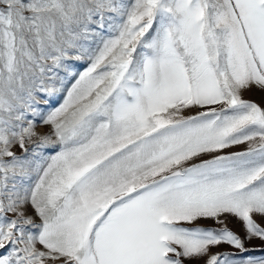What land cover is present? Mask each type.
<instances>
[{
	"label": "snow or ice",
	"instance_id": "1",
	"mask_svg": "<svg viewBox=\"0 0 264 264\" xmlns=\"http://www.w3.org/2000/svg\"><path fill=\"white\" fill-rule=\"evenodd\" d=\"M253 251L264 0H0V264Z\"/></svg>",
	"mask_w": 264,
	"mask_h": 264
},
{
	"label": "rangeland",
	"instance_id": "2",
	"mask_svg": "<svg viewBox=\"0 0 264 264\" xmlns=\"http://www.w3.org/2000/svg\"><path fill=\"white\" fill-rule=\"evenodd\" d=\"M260 96H261V94L258 91H256V90H253L251 92L245 93V97L246 98H251V99H254V100H257V101H259ZM228 225L234 231H236V232L240 233L241 235H243V228H242V225L240 224V222L238 220H236L235 218H230L229 221H228ZM260 244H261V241H259V240H252L250 242V246L251 245H260ZM219 250H222V249H214V251H219ZM250 254L254 255V256H261V255H264V252L253 251Z\"/></svg>",
	"mask_w": 264,
	"mask_h": 264
}]
</instances>
